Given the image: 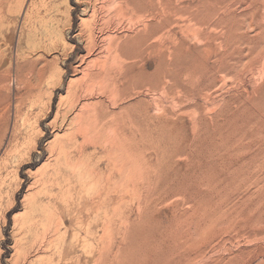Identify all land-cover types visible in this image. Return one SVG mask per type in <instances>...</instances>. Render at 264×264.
Returning a JSON list of instances; mask_svg holds the SVG:
<instances>
[{
	"label": "rangeland",
	"instance_id": "rangeland-1",
	"mask_svg": "<svg viewBox=\"0 0 264 264\" xmlns=\"http://www.w3.org/2000/svg\"><path fill=\"white\" fill-rule=\"evenodd\" d=\"M118 1L0 0V264H264V0ZM81 89L107 130L71 167Z\"/></svg>",
	"mask_w": 264,
	"mask_h": 264
},
{
	"label": "bare ground",
	"instance_id": "bare-ground-1",
	"mask_svg": "<svg viewBox=\"0 0 264 264\" xmlns=\"http://www.w3.org/2000/svg\"><path fill=\"white\" fill-rule=\"evenodd\" d=\"M91 3H92V7L94 6H98V3H100L99 1L100 0H90ZM103 1V0H101ZM118 1V0H117ZM102 3V2H101ZM104 3V2H103ZM102 3V5H103ZM119 3V4H118ZM118 10L120 12H122L124 9L126 10H132V11H135V5L133 3L130 2V0H119L118 1ZM151 3V2H150ZM111 4V3H110ZM102 5L100 6L99 5V8L102 7ZM110 7V6H109ZM91 9V8H90ZM94 13V12H93ZM129 13V12H128ZM158 21V20H157ZM95 24V23H94ZM104 28V27H103ZM105 29V28H104ZM92 30V29H91ZM62 32V31H61ZM103 32V31H101ZM105 32V31H104ZM108 32V31H106ZM88 38L86 40V48H87V53L88 55L95 50L96 46H100L98 47V55H96L95 58H102V60H97V68L95 70H97V74L95 75H102V76H107L109 70H110V66H109V63H108V58L110 56H116L118 57V54L120 53V50H121V47H120V44L110 35V34H103V36L101 37V40H96L95 39V36H94V33L93 31H90V33H88ZM97 37V36H96ZM101 43V44H100ZM100 44V45H99ZM123 46V45H122ZM96 52V51H95ZM91 57V55H90ZM93 58V57H92ZM81 59V58H80ZM79 59V61H80ZM111 59V58H110ZM115 59V58H114ZM114 59H111V60H114ZM119 59V57L117 58ZM91 60V58L89 59ZM86 64H87V61L85 60ZM92 62V61H91ZM110 62V61H109ZM115 62V61H114ZM89 63V62H88ZM83 64V63H82ZM87 65H90L87 64ZM84 66V65H83ZM113 66V65H112ZM81 68V67H80ZM86 68L89 69L88 66H86ZM93 68V67H92ZM95 68V67H94ZM82 69H85L82 67ZM109 69V70H108ZM87 70V69H86ZM81 71V70H79ZM92 71V69H91ZM87 73V72H86ZM83 75H86V76H90V74H85V72L83 71ZM83 77V76H82ZM96 77V76H95ZM88 79V78H87ZM90 79V78H89ZM105 80V79H104ZM91 81V80H90ZM110 81V80H109ZM83 83V81H82ZM88 83V82H87ZM85 84V83H84ZM91 85V83H89ZM93 84V83H92ZM83 86V85H82ZM87 87L89 88V86L87 85ZM91 87H93V85H91ZM83 89H84V86H83ZM107 90V89H106ZM81 91H83L81 89ZM92 92V91H91ZM91 92L89 93V91L86 89L83 91V93H78V92H71L70 93V96H69V101L67 103H65V106L63 107L64 110L62 112V115H61V120H60V123L57 122V124L59 125H56V121L54 122V126H57L58 129L61 128L62 124L64 128V131L62 132V134H60L63 138H64V141L63 138L61 137V140L59 139V137L57 136V134H59L58 132L60 131H57V134H56V137L53 138V140L50 141V153L51 154H54L56 159H59L61 156L64 157V159L66 160L67 159V150L65 148V144L64 142L66 143L67 141V144L69 146H76L79 149H82V147L84 145H88V144H94L95 143V140H96V137H98V135H100V133L102 131H105L107 130V128L105 129V126L107 124L106 121H104V117L105 115L107 114L106 111L104 110V104L103 102L101 101H94V100H91L90 97H91ZM112 95V94H111ZM109 95V96H111ZM113 96V95H112ZM110 98V97H109ZM62 100V99H61ZM111 101V100H110ZM115 101V100H114ZM63 103V102H62ZM61 103V104H62ZM59 107V106H58ZM62 107V105H61ZM60 108V107H59ZM58 111V110H57ZM61 110H59L60 112ZM61 113V112H60ZM60 117V116H59ZM56 118V117H55ZM59 121V120H58ZM51 123V122H50ZM51 125V124H49ZM62 128V129H63ZM114 130L115 132V128L113 129L111 126H108V131H112ZM113 132V133H114ZM79 136H81V141L77 144V139L79 138ZM103 136V134H102ZM116 137V136H115ZM102 139V138H101ZM111 142V141H110ZM109 142V143H110ZM118 141H113L111 142V145H114L115 143H117ZM101 150V149H100ZM127 151V150H126ZM125 151V152H126ZM110 152V151H109ZM122 152V151H121ZM84 153V152H83ZM129 153V152H128ZM98 154V153H97ZM120 154V153H119ZM53 155V156H54ZM111 155V154H110ZM127 155V154H126ZM130 155V154H129ZM107 156V155H106ZM117 156V155H116ZM120 156V155H119ZM69 157V156H68ZM111 157V156H110ZM108 158V157H107ZM125 158V157H124ZM117 159V157H116ZM119 160H121L120 158H118ZM63 160V159H62ZM69 160V159H68ZM68 160H66V164L68 166H71L69 163H68ZM125 161V159H124ZM109 162H111L109 160ZM117 162V161H116ZM126 162V161H125ZM112 163V162H111ZM110 163V164H111ZM118 163V162H117ZM120 164V163H119ZM112 167V166H110ZM115 168V166H113ZM126 167V165H125ZM76 168V167H75ZM74 169V168H73ZM120 169V168H118ZM125 170V168H123ZM121 170V169H120ZM116 171L118 172L117 168H116ZM120 172V171H119ZM122 172V171H121ZM126 172V171H125ZM119 174V173H118ZM88 176H91L93 175V172L92 171H88L87 173ZM121 175V173H120ZM125 175V173H124ZM123 176V175H122ZM126 176V175H125ZM127 178V177H126ZM125 178V179H126ZM121 179H123L121 177ZM122 181V180H121ZM93 182V181H92ZM97 182H95V185H96ZM122 183V182H121ZM109 184V177H106L105 179V185L107 186ZM123 185V184H122ZM120 185V186H122ZM92 186V185H91ZM123 187V186H122ZM106 188V187H104ZM110 189V188H109ZM122 191V190H121ZM126 192V191H125ZM121 200V199H120ZM124 222V221H123ZM125 223V222H124ZM49 237L50 235L54 234L57 232V228H56V224H53V223H50L49 225ZM45 228V227H44ZM47 229V228H46ZM106 229V228H105ZM44 233V232H42ZM48 233V231H47ZM47 236V234H46ZM44 236L43 239H44V242L46 244L49 243V238ZM38 244V243H37ZM46 246V245H45ZM36 247V246H35ZM32 248V247H31ZM31 248L28 249V251H26V253H24L23 255H21V258L19 261L16 260V254H15V258L12 260V264H32V261H31V258H30V252H31ZM34 248V247H33ZM37 248V247H36ZM35 249V248H34Z\"/></svg>",
	"mask_w": 264,
	"mask_h": 264
}]
</instances>
